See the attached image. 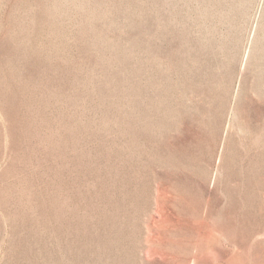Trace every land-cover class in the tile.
Listing matches in <instances>:
<instances>
[{"label": "rangeland", "instance_id": "obj_1", "mask_svg": "<svg viewBox=\"0 0 264 264\" xmlns=\"http://www.w3.org/2000/svg\"><path fill=\"white\" fill-rule=\"evenodd\" d=\"M0 264H264V0H0Z\"/></svg>", "mask_w": 264, "mask_h": 264}]
</instances>
